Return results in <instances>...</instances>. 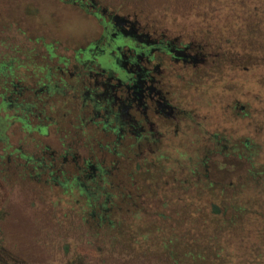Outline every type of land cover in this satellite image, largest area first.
Segmentation results:
<instances>
[{"label":"flooded vegetation","instance_id":"obj_1","mask_svg":"<svg viewBox=\"0 0 264 264\" xmlns=\"http://www.w3.org/2000/svg\"><path fill=\"white\" fill-rule=\"evenodd\" d=\"M30 3L83 20L51 34L0 0V47L14 51L0 59V125L23 133L0 147V264H67L57 241L102 230L142 260L203 237L264 264V228L246 227L264 224V0Z\"/></svg>","mask_w":264,"mask_h":264},{"label":"rangeland","instance_id":"obj_2","mask_svg":"<svg viewBox=\"0 0 264 264\" xmlns=\"http://www.w3.org/2000/svg\"><path fill=\"white\" fill-rule=\"evenodd\" d=\"M33 0H19V6L22 11H18V17H19V22H27V19L33 22V25L35 26V29L37 28L45 31H49L51 34L53 32H56L57 34H64L65 31H68L71 28V25L73 24L75 27H79L78 25L81 24L82 18L79 15H74V14H63V13H57V12H38V13H33L31 10L27 9L28 5H30ZM34 1H39V0H34ZM31 11V12H30ZM43 11H46V9ZM11 48V47H10ZM18 48H20V51L23 54H29L32 45H28L27 43H19ZM14 49V48H13ZM37 54L43 53L42 50L37 49L36 52ZM9 54H14V51L7 49L6 46L0 47V59L1 56L3 55H9ZM16 54V53H15ZM1 82V81H0ZM0 90H1V83H0ZM9 117H11L12 113H14L12 110H9ZM6 113L1 112L0 116H5ZM22 125L19 123H13L11 127H8L7 130L5 128H1L0 125V137L3 138V141L0 139V147L3 149L7 145V141L9 144H14L15 148L22 146V143L19 142L21 138H23V133L21 130ZM26 135V134H25ZM186 174H182V179L185 177ZM136 189V188H135ZM199 189V188H198ZM138 190V189H137ZM202 204V203H201ZM199 204V206H201ZM180 224V226H178ZM162 223L161 227L159 228V231H161L164 236L166 234H170L172 231H176L178 228L179 231H183L187 229V223ZM192 227V231L194 230L195 232H205L207 230V224L206 223H188ZM71 223H68V226H70ZM248 226L249 229H253V231H259L263 230L264 224L257 223V222H252V223H246V227ZM211 227L210 231H217L218 230V224L217 223H212L208 225V228ZM177 228V229H176ZM247 228V229H248ZM22 228H19L18 231V242L21 245L20 251L21 250H29L32 253V246L30 244V237L27 236L26 233H21ZM119 229H116L114 232H117ZM150 230H153L151 228ZM240 230V228H239ZM85 231V230H84ZM92 234V233H91ZM85 235V234H83ZM132 235L138 239L139 235H135L132 232ZM115 236L110 235L108 233V230H102L100 233V238H99V243L95 237V234L93 236L87 235V237H79V233H74L71 232L65 239L57 241L59 244H56L57 248H60L61 253H63L66 250V256L65 260L67 264H102V263H107V264H113V263H118V264H139L146 262L148 263H161V264H174L175 262H182L184 264H203L204 260L206 261V264H216L217 260L215 258L216 254L221 257L222 255L224 256V259L222 262L224 264H238L239 262L236 261L237 257H240V254H233L232 257L230 255L226 256V253L222 252L221 255H219V252L216 250L214 252L204 250L205 247V238H196L194 237V247H191L189 249L188 244H186V241L180 239L179 242L176 243L177 246L174 245H169V250H179L182 252L180 256L172 255L173 253H170L169 251H165L163 248H168V244H164L163 239V244H162V249L160 250V253L157 255H149L147 254L144 260H142L140 254H134L133 252H126L125 248V239L124 237L121 240H116L114 238ZM127 237V235H126ZM133 238V240H135ZM114 239V240H113ZM170 243L172 244L175 243L176 239H170ZM264 241V238L260 239ZM115 243L114 245H112ZM193 245V243H190ZM156 246H159L157 244ZM125 248V249H124ZM189 249V250H184ZM34 249V248H33ZM206 253H205V252ZM230 251V250H229ZM165 252H168L165 254ZM37 253V252H36ZM190 256V259H188V255ZM236 255V257H235ZM250 257H255L254 255L248 254ZM264 255V254H263ZM29 256H31L29 254ZM205 258H203V257ZM226 256V257H225ZM244 256H247L244 254ZM199 257H202V259H199ZM53 262V261H51ZM244 263V262H240Z\"/></svg>","mask_w":264,"mask_h":264}]
</instances>
